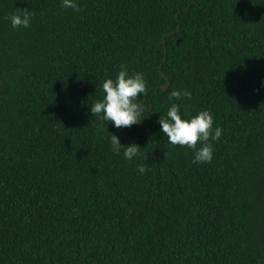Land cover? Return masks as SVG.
<instances>
[{"label": "trees", "instance_id": "obj_1", "mask_svg": "<svg viewBox=\"0 0 264 264\" xmlns=\"http://www.w3.org/2000/svg\"><path fill=\"white\" fill-rule=\"evenodd\" d=\"M78 4L0 0V264H264V0ZM121 67L148 90L117 129L89 107ZM171 103L211 111V162L161 133Z\"/></svg>", "mask_w": 264, "mask_h": 264}, {"label": "clouds", "instance_id": "obj_2", "mask_svg": "<svg viewBox=\"0 0 264 264\" xmlns=\"http://www.w3.org/2000/svg\"><path fill=\"white\" fill-rule=\"evenodd\" d=\"M62 7L79 12L78 0H61ZM33 13L29 10L14 13L10 17L13 28H29ZM104 93L101 99L90 104L89 111L92 116H97L100 120L119 129L131 127L139 124L142 119L143 107L138 103L141 96L147 95L148 86L144 75L140 72L129 73L128 69L121 67L115 78H106L101 83ZM182 97L190 98L191 92L188 90H173L170 93V101L174 98L180 100ZM158 123L160 131L168 139L171 145L187 146L193 149L194 156L192 163H207L213 158L212 141H217L223 133L220 126L214 127L213 116L210 110L198 111L195 115H181L180 105L171 103L167 112L159 115ZM107 130V129H106ZM111 150L120 154L126 160L133 161L139 154L140 146L133 143L122 145L119 138L111 134ZM199 142V147L197 144ZM139 173H145L143 164L138 165Z\"/></svg>", "mask_w": 264, "mask_h": 264}, {"label": "water", "instance_id": "obj_3", "mask_svg": "<svg viewBox=\"0 0 264 264\" xmlns=\"http://www.w3.org/2000/svg\"><path fill=\"white\" fill-rule=\"evenodd\" d=\"M179 40H180V39H178L177 42H179ZM162 41H164V39H163ZM164 59H165V58H164ZM162 75H163L164 77H166V75H165L164 73H162ZM168 85H169V80H167V82L163 85V89H166Z\"/></svg>", "mask_w": 264, "mask_h": 264}]
</instances>
